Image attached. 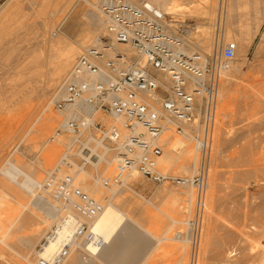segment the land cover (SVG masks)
I'll return each mask as SVG.
<instances>
[{
    "label": "rangeland",
    "instance_id": "rangeland-1",
    "mask_svg": "<svg viewBox=\"0 0 264 264\" xmlns=\"http://www.w3.org/2000/svg\"><path fill=\"white\" fill-rule=\"evenodd\" d=\"M130 1L149 11L148 15L151 17L154 10L164 13L165 19L156 17V21L165 24L169 32L180 36L188 53L199 52L209 59H214L228 41H235L239 50L230 66V75L223 73L220 81L212 147L205 153V159L202 157V152L198 153V157L194 154L190 156V162L196 160L197 172L192 170L191 175L181 174L176 164L164 166L163 160L159 161V167L162 170L188 177V184L157 183L143 176L136 168L137 184L134 190L123 193L115 191L114 200L117 204L127 211L126 209L131 208L134 203L138 207L135 215L142 221V226L152 227L158 236H163L162 240L157 242L155 237L141 233L142 243L146 249L144 248L143 253L131 263L264 264V0H162L163 4L170 8L168 12L160 6L158 8L156 3L152 4L154 0ZM0 3V118L3 117L4 120L0 124V192L3 191L2 194L5 195L3 198L5 205L0 206L2 207L0 216L5 219L0 226V238L3 239H0V264H39L34 257L36 254L33 253L40 248L46 234L57 220L52 221L51 226L44 229L32 252L27 254L23 246L13 249L9 247L7 236L15 223H13L14 220L22 219L30 213L41 215L40 221L42 216L46 217L44 205H39L36 200L37 192H43L42 187L32 191L27 183H24L26 179L24 174H15L12 171L9 160L15 155L28 159L31 167L33 166L32 177H37V180L41 179L43 182L50 173V166L52 169L56 167L67 152L69 153L68 161L73 165L62 166L65 170L62 174L72 175L75 185L81 189L82 186L78 181L83 172L87 181L99 175L101 164L98 154L106 151L104 146L110 149L107 150L106 156H115L112 144L96 127L75 133L66 132L55 137V130L65 119V114L62 113L64 109L60 111L56 107L57 100L62 96L52 101L50 109L43 107L51 89L47 86V78L39 75L41 61L49 57V53L50 57L58 56L65 47L67 39H61L58 35L66 26L69 27L71 37L88 32L89 29L98 33L107 44L117 45L118 42L108 36L106 23H102L97 29L88 28L91 27L87 23L88 9L93 10L100 17L103 16L96 5V0H0ZM11 3L14 4L7 9L8 4L11 5ZM147 3L151 4V9L146 5ZM12 10L13 13H11ZM203 31L206 33L205 43L202 40ZM121 44L127 46L130 51H120L116 48L115 52H124L127 56V61L119 64L120 67H125L126 63L144 64L146 62L145 57L138 55L131 45ZM89 47V43L87 46L80 47L78 56ZM78 56L70 66L68 74ZM233 70L236 71L233 72ZM156 72L159 75L162 74ZM163 81L169 84L167 80L163 79ZM159 91L162 92L161 89ZM222 93L224 96H221ZM46 113L52 117L49 118L50 128L44 143L37 146L32 139L35 130L40 126L41 117ZM95 119L101 120L106 125L114 123L121 125L120 121L102 112H98ZM196 132V127H190L187 133L179 134L175 126L169 124L158 139L160 144H164L161 157H165L166 153L171 151L170 145L166 143L167 136L186 140L194 149L196 141L192 134L195 136ZM47 150L55 153L52 162L48 156V158L45 156ZM4 167H9L12 174L3 173ZM201 167L202 169L206 167L208 188L202 228L197 241L194 242V233L188 229L186 222L193 216L197 196L196 185L192 183L191 178L200 173ZM75 170L80 174L74 173ZM108 170L106 175L104 174L105 177L113 178L115 164ZM77 174L79 179L76 177ZM112 178L109 185H104L100 180L105 192H111L110 189L113 188L120 189L122 186L123 182L113 184ZM2 181H8L4 183L16 188L8 189ZM188 185L194 194L191 201L186 200L185 192L188 190ZM14 190L22 191L20 193L24 195L20 194L19 197L16 196L17 194L13 195L17 193H13ZM82 191L90 194L83 188ZM48 196L56 202L50 195ZM89 196L102 205L107 201V198L103 196L99 198L92 194ZM178 199L181 201L179 202ZM56 204L58 205L57 202ZM64 213L61 210L59 218L64 216ZM36 215L34 218L38 219ZM173 216L179 221L170 225V217ZM34 218L31 219L32 223L29 221L30 225L28 224L23 231L28 232L31 225L36 221L39 222V220H33ZM128 223L127 220L123 221L117 233L120 231L119 233L124 236L133 230L141 231V226L131 228ZM21 224L22 222L20 226ZM20 226L17 234L23 229ZM23 231L20 233H25ZM178 231L182 232L181 238L176 237ZM88 232H84L71 243V245L75 243L73 244L75 249L70 248L71 254L69 253L59 264H120L130 258L127 253L126 257L116 256L109 260L85 250L86 241L91 236ZM20 233L18 235H21ZM73 251L76 254L74 262L71 259Z\"/></svg>",
    "mask_w": 264,
    "mask_h": 264
},
{
    "label": "built area",
    "instance_id": "built-area-1",
    "mask_svg": "<svg viewBox=\"0 0 264 264\" xmlns=\"http://www.w3.org/2000/svg\"><path fill=\"white\" fill-rule=\"evenodd\" d=\"M96 1L105 18L108 36L119 43L130 44L146 58V62L120 67V60L126 58L124 53L117 52V59L102 60L103 52L98 48L85 50L77 58L64 86L65 95L57 100L56 107L60 110L68 103L82 100L92 114L100 111L122 121L126 134L115 123L109 126L95 119L87 122L89 118L81 116L70 119L65 127L57 128L55 137L64 131L75 133L96 127L112 144L118 156L112 181L120 182L128 169L136 167L154 182L183 184L188 177L159 168L158 158L163 154V146L157 143V139L168 124L174 125L179 134L196 127L195 137L207 153L213 137L220 81L223 72L230 68L236 57L238 44L228 41L214 59L199 52L175 55L167 42L179 43L180 36L166 30L165 24L144 17L139 9L124 0ZM157 17L165 19L164 13H158ZM194 62L202 65L195 66ZM156 71L168 73L172 83H159ZM85 72L96 74L98 79L85 78ZM67 163L66 156L59 167ZM203 169L192 179L197 196L193 216L188 220L194 242L201 231L205 210L207 173L206 167ZM74 182L72 175L59 176L58 171L48 173L45 179L44 186L70 218L67 225L74 228L62 239L51 260L40 259L39 264L63 262L69 254L72 239L89 231L90 223L102 210V204ZM103 183L109 185L110 181L104 180ZM52 232L49 231V234L53 235ZM181 235L182 232H178L176 237ZM68 238L70 241H67Z\"/></svg>",
    "mask_w": 264,
    "mask_h": 264
},
{
    "label": "bare ground",
    "instance_id": "bare-ground-1",
    "mask_svg": "<svg viewBox=\"0 0 264 264\" xmlns=\"http://www.w3.org/2000/svg\"><path fill=\"white\" fill-rule=\"evenodd\" d=\"M8 1H12V0H8ZM14 1V0H13ZM126 1L127 3L135 6L137 9H139L141 12H142V15L148 19H151L152 21H156V17H157V14L158 13H161V12H157V11H153V15L152 17L150 15H148L149 11H146L145 8L141 7V6H137L135 5L133 2H131L130 0H124ZM155 1V2H154ZM154 1H151V2H154L152 4H157L158 5V8L159 6L162 7L165 11H169V7L166 6L165 4H163V1L162 0H154ZM10 3V2H9ZM170 3V2H169ZM14 3H11V5L8 4V7L7 9L9 8V6L12 7ZM168 4V3H166ZM212 4V3H210ZM99 11H100V8H99V3L97 2L96 3ZM147 6H149V9H151V4L150 3H147L146 4ZM15 6V5H14ZM16 6H17V3H16ZM210 6V5H209ZM3 8V7H2ZM13 8H16V7H13ZM212 8V7H210ZM12 9V8H10ZM14 10V9H13ZM13 10L11 11V13H13ZM214 10V9H213ZM210 13V12H209ZM3 14V13H2ZM7 15V14H6ZM10 15V14H9ZM88 15H89V18H88V22L89 25L91 27H88V28H100L101 24L102 23H106L105 22V18L103 17H100L98 16V14L96 12H94L93 10L91 9H88ZM148 16V17H147ZM212 16V15H211ZM155 17V18H154ZM90 20V21H89ZM88 29V32H84V33H79V34H75L74 37H71L70 36V31H69V27H65L64 31L60 32V34L58 35L59 38H64V39H67V44L65 45V47L61 50V52H59V55L54 57L55 55H51L50 57V53H49V57H46L45 59H43V61H41L42 63L40 64V69L38 70L39 71V75L41 76H44V78H47V86H49V88L51 89L50 92L48 93V96H46V103H42L43 107L46 106L48 109H50L51 107V103L52 101L56 100V98H59L60 96H64L65 93H64V86H65V81L70 77V74L72 72V69L73 67L71 68L69 74H68V70L70 69V66L72 65V63L74 62L76 56H78V52L80 50V47H84V46H87V44L89 43L90 44V47L87 49L89 50L90 48H98L101 52H103V55H102V60H105V59H108V58H111V59H117L116 57V48L119 49L120 51H127L129 52V48H127V46L121 44L118 42L117 45H114V44H105V42L102 40V37L96 33L94 30L90 31ZM95 33H94V32ZM204 38H202V40L204 41V43L206 42V33L203 31L202 32ZM58 34V33H57ZM57 37V36H56ZM58 38V37H57ZM74 38V39H73ZM63 39V40H64ZM72 39V40H71ZM51 40V39H50ZM62 40V41H63ZM56 41V40H55ZM54 41V43L56 44V42ZM53 42V41H52ZM51 42V43H52ZM199 43V42H198ZM203 43V42H202ZM54 44V45H55ZM125 44V43H124ZM201 44V43H199ZM51 45V44H50ZM130 45V44H129ZM167 45L169 47L172 48V51H173V54L175 55H179L181 53H188V50H187V47H185V44L183 43V41L180 39V42L179 43H172L170 41L167 42ZM217 46V45H216ZM54 47V46H53ZM133 48V47H132ZM54 49V48H53ZM243 49V48H242ZM60 50V49H59ZM238 50V49H237ZM247 50V49H246ZM118 51V50H117ZM136 51V50H135ZM239 51V50H238ZM137 52V51H136ZM58 53V52H57ZM122 53V52H120ZM124 53V52H123ZM125 54V53H124ZM138 55H140L138 52H137ZM197 54V53H196ZM79 57V56H78ZM77 57V58H78ZM127 58V56H126ZM126 58H122L120 60V64L122 62H126ZM196 58V57H195ZM146 59V58H145ZM76 62V61H75ZM244 62V61H243ZM75 64V63H74ZM131 65L130 63L125 65V67ZM194 65L195 66H200L202 65V63H199V62H194ZM74 66V65H73ZM236 66V65H235ZM233 66V67H235ZM239 66V65H238ZM177 68V67H176ZM178 69V68H177ZM231 68L225 70L223 73H228L227 75H230L229 74V71H230ZM241 70V69H240ZM36 71V70H35ZM236 71V70H233V72ZM232 72V74H233ZM37 73V71H36ZM231 73V72H230ZM67 74H68V77H67ZM163 74V75H162ZM161 75H158V82L161 83V84H166L165 81H163V79L167 80L169 82V84L172 83V80H171V76L166 73H162ZM234 75V74H233ZM223 76V75H222ZM67 77V79H66ZM84 77L87 78V79H91V80H97L98 79V76L96 74H93V73H90V72H85L84 73ZM163 77V79L161 78ZM229 78V77H228ZM43 81V79H42ZM226 81V80H225ZM168 84V85H169ZM52 91V92H51ZM51 93V94H50ZM224 93H222L221 96H224L223 95ZM47 95V93H46ZM157 100H159L157 98ZM10 101V100H9ZM12 101V100H11ZM12 103V102H10ZM13 104V103H12ZM10 104V105H12ZM14 105V104H13ZM45 107V108H46ZM5 109V108H4ZM43 109V108H42ZM47 109V110H48ZM52 109V108H51ZM64 113L65 114V119L61 122V125L60 127H65L66 123L70 120V119H77L81 116L85 117V118H89L87 119L89 121H91L90 119H95V115L100 112V111H97V112H94L93 114L91 113V111L89 110V107H87L86 105H84L83 101L82 100H78L76 102H73V103H68L64 106ZM63 109H60L63 110ZM11 110V109H10ZM44 110V109H43ZM51 111V110H50ZM1 115V114H0ZM2 118V119H1ZM0 118V124L2 122H4L3 120V117ZM8 118V117H7ZM7 118H5L7 120ZM49 118H52L50 117L47 113L46 115H43L41 117V120H40V126L37 127V129L35 130V135H34V138L32 139V141H34V143L39 146L38 144L40 143H44V139L46 137V134L50 128V121H49ZM96 120V119H95ZM115 120H118L120 121L119 119H115ZM113 122V121H112ZM121 125H120V130L123 134H126V131L122 128V121H120ZM111 125V124H110ZM109 125V126H110ZM169 125V124H168ZM59 128V126H58ZM167 128V126L165 127ZM85 130V129H84ZM83 131V130H81ZM68 131H64V133H66ZM63 133V134H64ZM187 133V132H186ZM61 136V135H60ZM162 136V135H161ZM170 136V135H169ZM192 137L195 139L196 141V147L194 149H192L190 146H189V143L188 141L186 142V140H182V139H179V138H170V137H166L167 140H166V143L168 145H170L169 149L171 151L167 152L166 153V156L165 157H159L158 158V166H159V161L163 160L162 162V165H175L177 167H179V172L181 174H186V175H191L190 173L192 172H197V163H196V160L190 162V156L194 154L195 157H198V153L199 152H202V157L205 159V156H206V151H204L203 147H202V143L195 137L193 136L192 134ZM160 138V137H159ZM158 138V139H159ZM188 138V137H187ZM191 138V137H190ZM158 139H157V143L158 142ZM213 139V137H212ZM99 142V141H98ZM191 142V141H190ZM160 144V143H159ZM212 142H210V144L208 145V147H212ZM41 145V144H40ZM162 146H164V144H161ZM35 146V145H34ZM36 147V146H35ZM106 151L101 153V154H98V157H99V161H100V164L101 166L99 167L101 169L99 175H97L96 177L93 176L92 177V180H88L86 179V175L84 174L85 172H83L80 180L78 181V183L80 182L81 184V189L83 188L84 190L86 191H89L90 194H92V196H95L97 198H99L100 196H103V197H106L107 198V201L106 203H104L102 206V210L96 215V217L92 220V222L90 223V227H89V234L91 236H89V238L87 239L88 241H86V246H85V250L91 252L92 254L94 255H100L101 257H103L104 259H109L110 258H115L116 256L118 257H126L127 256V253L128 256L130 258L128 259H125L126 261H124V263H121L120 264H132L131 262H134V259L136 260L144 251V244L142 243V234H147L149 236H152V237H155L157 242H160L163 238V236H158L155 232H154V229L152 227H146V226H142V221L139 220V217H137L135 215V211L138 209L137 206H135L134 203H132V207H128L125 211L119 204H117L115 202V191H119L120 193H123L124 191H128V190H134L135 188V185L137 184V181H136V175L137 173L135 172L136 170V167H133L131 169H128L124 175H123V178L120 182H123L122 186L120 187V189H117V188H113V189H110L111 192H105L103 189H102V185L100 184V180H101V183H103L104 180H109L111 182V178H107V176L105 177V173L107 172V170L109 168H112V166L115 164V173H116V162H117V159H118V156L116 154V151L113 149V151L115 152V156L113 155H108L106 156V152L107 150H110L108 147L104 146ZM104 149V150H105ZM193 150L195 152H193ZM44 152V151H43ZM46 153V157L48 156L50 161L52 162V157L55 153H52L51 150H47ZM68 153L66 152L63 157L61 158L59 164L54 167L53 169L51 168L50 166V172H53V171H58V174L59 176L62 175V172L65 171L63 170V167L64 165H67V166H72L73 164L69 161H68ZM67 156V161L68 163L67 164H64L62 165L61 167L60 166V163L63 159H65ZM45 157V159H46ZM47 157V158H48ZM87 159V158H86ZM28 160V159H27ZM23 156H16L13 157L11 160H9V164L11 165V169H13L12 171L15 172V174H18V173H23L24 176H25V184L27 183V185L30 187V189L33 191L35 189V191H37L36 189L38 188H41L43 189V192H37V199L38 202H39V205L42 204V206L45 208V211H46V217L42 216V221H40L41 219H39V215H36L38 217V219H35V215L34 214H29L27 216H24L22 217V219L18 218V220H14L13 223L15 222L17 225H15V223L11 226V231L8 232L9 235L7 236L9 238V241H8V245L10 248H17V247H20V246H23L26 250H27V254L29 252H32V249L34 248V245L36 244V242L38 241V239L40 238V236H42V234L44 233V229L46 227H50L51 226V223L52 221H56L55 225L57 224V227H52L50 231H53V235L52 234H46L44 240L42 241V243L40 244V248L36 250V252H34L33 254H36V257L37 258V262L40 263V259H45V260H51L52 258V255L55 253V251L57 250V248L59 247V244L62 242V239L68 235L71 230H73L74 227L72 228H69V226L67 224L70 223V218L67 217V215L65 216H59L60 215V211L62 210V208L60 209L58 207V205L56 204V202H53V200H51V198H49L48 195H50L52 197V195L50 194V192L48 191V188H46L44 186V182H45V179L44 181L42 182L41 179L40 181L37 180L35 177H32L31 175V163L29 164V162L27 161ZM44 160V158H43ZM48 160V159H47ZM46 160V161H47ZM49 161V163H51ZM206 161V160H205ZM115 162V163H114ZM99 164V162H98ZM97 164V165H98ZM44 165H45V162H44ZM51 165H54V164H51ZM40 166V164H39ZM43 167V165H41ZM8 168H5L3 169V173L5 174H12L11 172V169ZM47 167V166H46ZM41 168V167H40ZM67 168V167H66ZM65 168V169H66ZM98 168V169H99ZM160 168V167H159ZM202 168V167H201ZM1 169V170H2ZM79 169V168H78ZM161 169V168H160ZM70 170V169H69ZM112 170V169H111ZM202 170V169H200ZM71 171V170H70ZM74 171V170H73ZM109 171V170H108ZM79 171L75 170L74 173H78ZM166 172V171H164ZM201 172V171H200ZM209 172V171H208ZM72 173V172H71ZM73 173V174H74ZM82 173V172H81ZM114 173V175H115ZM80 174V172L78 173ZM78 174H77V178H78ZM105 174V175H104ZM37 175V174H36ZM48 175V174H47ZM85 175V176H84ZM197 175V174H196ZM194 175V176H196ZM14 177V175H12ZM39 176V175H38ZM79 176V177H80ZM101 176V177H100ZM40 177V176H39ZM47 177V176H46ZM114 177V176H113ZM23 179V180H24ZM79 179V178H78ZM193 177L191 178V181H192ZM113 180V178H112ZM16 181V180H15ZM188 181H189V178H188ZM188 181L184 182L183 184H188ZM3 182V181H2ZM4 182H8V181H4ZM3 182V185L5 184V186H7V188L9 189V187L11 188H14V186H10V184L8 183H4ZM120 182H114L113 181V184L115 183H120ZM21 183V182H20ZM193 183V182H192ZM213 183V182H212ZM104 184V183H103ZM194 184V183H193ZM105 185V184H104ZM117 186V185H116ZM216 186V185H215ZM189 185H188V190L187 192V195H186V200H192L194 194H193V190L192 189H189ZM206 187L208 188V178H207V185ZM16 188V187H15ZM14 188V189H15ZM191 188V187H190ZM13 190V189H12ZM42 191V190H40ZM48 192L49 194H45L46 192ZM10 192V191H8ZM14 192H17L13 195H16L19 197V195L21 194V196H23L24 194L20 193L22 191H13ZM2 193H4L2 191ZM1 192H0V206L2 205H5L4 204V200L3 198L5 197V195H3ZM5 193H7V191H5ZM11 193V192H10ZM26 194V193H25ZM33 194V193H32ZM89 194V195H90ZM9 195V194H8ZM12 195V194H11ZM36 195V194H35ZM15 196V197H16ZM20 196V197H21ZM35 197V198H36ZM53 198V197H52ZM54 199V198H53ZM5 200H7L5 198ZM35 200V201H36ZM179 200V199H178ZM181 200H179L180 202ZM185 201V200H184ZM20 203V202H18ZM37 203V201H36ZM182 203V202H181ZM131 204V203H130ZM134 204V206H133ZM186 204V203H185ZM195 204H196V201H195ZM182 206V205H181ZM187 206V205H185ZM189 206V205H188ZM4 207V206H3ZM2 208V207H0ZM8 208V206H7ZM195 209V208H194ZM3 211V210H2ZM32 215V216H30ZM34 215V217H33ZM63 215V214H62ZM70 216H72L71 214H69ZM30 216V217H28ZM175 216L173 217H170L171 218V224L172 225L173 223L175 222H178L179 220H177L176 218H174ZM7 218V217H6ZM27 218L28 221H27ZM34 218L33 220H39L36 221L35 224L31 225L30 229L28 230V232H25L23 231L24 228H27L28 227V224H29V221L32 223L31 219ZM52 218V219H51ZM59 218V219H58ZM144 219V217H143ZM142 219V220H143ZM189 219V218H188ZM7 220V219H6ZM19 220H22V221H19ZM128 221L131 225V228L132 226H137V227H140L141 226V231H136V230H133V231H130L129 234L127 235H124L121 234V233H117V230L119 229V226L123 223V221ZM5 221V219L3 217L0 216V226L3 224V222ZM19 222V223H18ZM20 222H22L21 226H20ZM25 222H28L27 224ZM24 224H26L24 227ZM127 224V223H126ZM186 224L188 225V229L191 231V233L193 232L192 231V226L189 224V220H187ZM30 225V224H29ZM19 226L21 228H23L21 231L25 232L23 234H20L21 235H18L17 234V231L19 228ZM130 228V227H129ZM210 228V227H209ZM137 229V228H135ZM257 229V228H256ZM212 231V230H211ZM259 231V229H258ZM180 232V231H178ZM177 232V233H178ZM261 232V231H260ZM176 233V234H177ZM259 233V232H258ZM17 234V235H16ZM208 234V233H207ZM262 234V233H261ZM122 235V236H121ZM258 235V234H257ZM182 236V235H181ZM259 236V235H258ZM79 237V236H78ZM77 238V237H76ZM76 238H73L72 239V242H75L74 240ZM144 238V237H143ZM181 238V237H180ZM2 239V238H0ZM5 239V238H4ZM257 239V238H256ZM259 239V238H258ZM3 240V239H2ZM1 240V242H2ZM67 241H70V238L67 239ZM4 243V242H3ZM107 243V244H105ZM2 244V243H1ZM6 244V242H5ZM75 244V243H73ZM73 244L71 245L70 248H72L73 250L75 249ZM67 245V243H66ZM146 245V244H145ZM3 247V246H2ZM5 247V246H4ZM70 249L69 253L71 254V250ZM121 249V250H120ZM146 249V248H145ZM7 250V249H6ZM15 250V249H14ZM4 251V250H3ZM35 251V250H34ZM17 252V251H16ZM79 253V252H77ZM88 253V252H87ZM10 254V253H9ZM75 254L74 251L72 253V261L74 262L75 259H76V254ZM14 256V255H13ZM17 256V255H16ZM18 257V256H17ZM25 257V255L23 256ZM31 257V256H30ZM100 257V258H101ZM95 258V257H94ZM19 259V258H17ZM21 259V258H20ZM36 260V259H35ZM133 260V261H132ZM33 261V259H32ZM112 261V260H111ZM110 261V262H111ZM118 261V260H117ZM29 262H31L29 260ZM28 262V263H29ZM136 263V262H135Z\"/></svg>",
    "mask_w": 264,
    "mask_h": 264
}]
</instances>
